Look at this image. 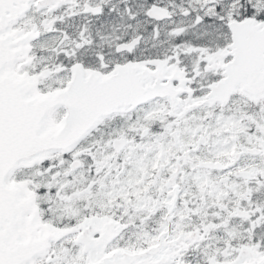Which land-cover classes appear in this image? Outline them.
Here are the masks:
<instances>
[{"label": "snow or ice", "instance_id": "6c2138e0", "mask_svg": "<svg viewBox=\"0 0 264 264\" xmlns=\"http://www.w3.org/2000/svg\"><path fill=\"white\" fill-rule=\"evenodd\" d=\"M0 264H264V0H0Z\"/></svg>", "mask_w": 264, "mask_h": 264}]
</instances>
